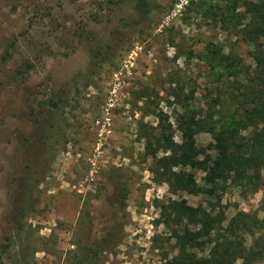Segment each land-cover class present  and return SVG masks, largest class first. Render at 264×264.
<instances>
[{"label": "rangeland", "instance_id": "rangeland-1", "mask_svg": "<svg viewBox=\"0 0 264 264\" xmlns=\"http://www.w3.org/2000/svg\"><path fill=\"white\" fill-rule=\"evenodd\" d=\"M253 1L0 0V264H165L170 228H197L182 204L262 216L264 173L252 191L200 163L264 49ZM184 132L201 154L162 165Z\"/></svg>", "mask_w": 264, "mask_h": 264}, {"label": "trees", "instance_id": "trees-1", "mask_svg": "<svg viewBox=\"0 0 264 264\" xmlns=\"http://www.w3.org/2000/svg\"><path fill=\"white\" fill-rule=\"evenodd\" d=\"M136 1L142 11L145 7L153 8L156 5V0ZM247 10L251 14V28L244 35L253 40L264 32V0L249 3ZM252 59L256 65L255 72L245 77L247 90L241 98H236V105L228 121L220 120L221 111L213 114L216 119L209 120L206 131L213 140V154L206 155L200 163L205 172V180H228L237 187H250L255 191L264 175H261L264 173V49L258 48L252 54ZM218 122L219 126H212ZM175 151L176 154L172 152L163 156L160 163L163 165L165 161H170L172 166H189L201 154L186 134ZM186 176V180H189L190 175ZM195 190L200 191L198 188ZM122 192L124 198V189ZM179 207V213L174 217L175 223L184 220L186 226L194 225L197 228H170L171 237L178 241L180 251L165 264H236L237 259L240 260L239 264H253L254 261L264 260V234L258 237V242L262 241L260 244L254 241V248L244 241V234L251 233L253 229H264V200L260 206L263 213L260 218L254 216L248 219L245 213L240 212L226 223L223 222L224 216L220 210L208 214L185 204ZM193 249H200L201 252L205 249L206 252L197 256Z\"/></svg>", "mask_w": 264, "mask_h": 264}]
</instances>
